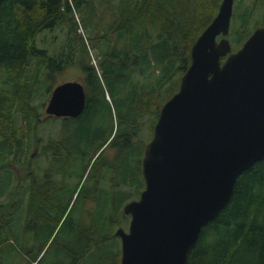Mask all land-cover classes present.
<instances>
[{
	"label": "trees",
	"instance_id": "trees-1",
	"mask_svg": "<svg viewBox=\"0 0 264 264\" xmlns=\"http://www.w3.org/2000/svg\"><path fill=\"white\" fill-rule=\"evenodd\" d=\"M191 1L0 0V264H119L114 232L128 217L122 207L144 186L143 117L151 115L152 132L219 2ZM100 6L111 14L101 26ZM73 9L83 11L91 32L101 28L88 36L97 64L82 38L68 39V51L36 45L39 32L75 28ZM260 24L264 0H236L231 45L238 48ZM66 65L83 73L84 108L77 116L43 115ZM151 66L157 72L148 77ZM56 119L59 129L44 134L43 124ZM52 243L61 252L47 262ZM186 264H264V158L237 176Z\"/></svg>",
	"mask_w": 264,
	"mask_h": 264
},
{
	"label": "water",
	"instance_id": "water-1",
	"mask_svg": "<svg viewBox=\"0 0 264 264\" xmlns=\"http://www.w3.org/2000/svg\"><path fill=\"white\" fill-rule=\"evenodd\" d=\"M232 7L220 1L190 47L178 89L159 108L140 161L144 187L123 205L128 227L114 232L119 264H186L237 176L264 158V25L231 50ZM85 99L81 81H60L45 112L77 116Z\"/></svg>",
	"mask_w": 264,
	"mask_h": 264
},
{
	"label": "rangeland",
	"instance_id": "rangeland-1",
	"mask_svg": "<svg viewBox=\"0 0 264 264\" xmlns=\"http://www.w3.org/2000/svg\"><path fill=\"white\" fill-rule=\"evenodd\" d=\"M235 1L236 0H234L233 5H234ZM245 2H247V0H244V3ZM189 3H193V2L190 0ZM219 3H220V0L218 2V5H219ZM218 5H215V7L213 8V15L216 13ZM101 7L102 6H100V8H99L100 9V12H99L100 17L95 18L96 23L100 22V26H101V24H103V22H105V21L108 22L110 20L109 18L111 17L109 10L106 11L105 9H103ZM232 12H233V9H232ZM83 16H84V13L82 10L73 9V13L71 14V18L75 23V28H69L67 25H61L60 27L55 28L53 31L48 32V31L44 30L42 32H39L36 36V45L42 46L43 48H46L48 53H53V52H59L63 48L62 46L67 47V44L69 43V40H71V38L72 39L77 38L78 41L80 40V38H82L86 43V48H87V52H88L89 57H90V61L94 64H97L96 56H99V55L97 54V50L91 46L90 38L88 36L89 35L91 36V34H93V33H98L99 29L101 30V28L99 25H97L98 28L93 29V31L91 32L89 29L90 25L88 27L85 25V23L83 21ZM230 26H231V19H230ZM229 30H230V28H229ZM67 34H68V36H67ZM228 37H229V35H228ZM79 43H80V41H79ZM232 50H235V47L232 46ZM62 51H68V50L63 48ZM153 70H154V66H151L145 72L148 75V77H149V75H153V76L155 75L157 70H154V71ZM180 75H181V73H178L176 76L175 81L177 82V84H178V81L180 79ZM82 77H83V73L79 69V67H77L75 65H66L63 68V70L56 75V83L60 82V81L67 80V79H75V80L82 81L83 80ZM166 86L171 87L172 85L168 84ZM174 87H176V83H175ZM175 89L177 90L178 87H176ZM50 92H49L47 98L45 99V105H46V102L49 98ZM42 98H43V96L37 97V98H35V101H40ZM107 98H108V96H107ZM45 105L43 107V112H42L43 115H47L45 112ZM48 116H50V115H48ZM55 117H57V116H55ZM150 119H151V115L145 114V116L143 117V125L141 127L142 132L140 134V138L144 139L146 141L149 140L151 138V135H152V132L149 131L150 130V125H149L150 121L149 120ZM51 123L52 124L49 127H47L46 124H43V129H42L43 132L48 130V129L55 132L56 128L59 129V127H60L59 119H56L55 121H52ZM45 133L46 132H44V134ZM105 146H106L105 144L103 146H101L98 149V151L96 152V154L99 151H101L103 148H105ZM109 151H112V149H109ZM96 154L94 156H96ZM130 188H131V186L127 187V190ZM129 199H131V197L126 199V200L128 201ZM128 221H129V216L127 218H124L121 226H123L124 228H127ZM116 227L117 226H115V228ZM48 243H47V245H48ZM47 245H46V247H47ZM60 252H61V247L57 243H56V246L54 243H52L46 252L47 255L45 257L47 259V262L55 254L60 253ZM13 259H15V256H13ZM21 262H23V258L20 259V263Z\"/></svg>",
	"mask_w": 264,
	"mask_h": 264
},
{
	"label": "flooded vegetation",
	"instance_id": "flooded-vegetation-1",
	"mask_svg": "<svg viewBox=\"0 0 264 264\" xmlns=\"http://www.w3.org/2000/svg\"><path fill=\"white\" fill-rule=\"evenodd\" d=\"M220 1H221V0H220ZM233 2H234V0H233ZM219 4H220V3H219ZM218 6H219V5H218ZM233 6H234V5H233ZM232 9H233V7H232ZM217 10H218V8H217ZM216 12H217V11H216ZM215 14H216V13H215ZM215 14H214V15H215ZM231 16H232V15H231ZM229 28H230V26H229ZM228 33H229V31H228ZM220 37H221V35H218V36H217V39H219ZM227 38L229 39L228 34H227ZM229 41H230V39H229ZM230 43H231V42H230ZM235 49H236V48H235ZM231 50H232V45H231ZM189 51H190V50H189ZM224 58H225V57H223L222 59H224ZM189 61H190V58H189ZM183 71H184V70H183ZM183 71H182V72H183ZM182 72H181V74H182ZM179 80H180V79H179ZM178 85H179V84H178ZM147 141H148V140H147ZM147 141H146V142H147ZM146 142H145V143H146ZM143 148H144V146H143ZM142 155H143V154H142ZM143 182H144V181H143ZM143 187H144V186H143ZM140 191H141V190H140ZM139 193H140V192H139ZM138 196H139V195H138ZM135 198H137V197H135ZM131 199H134V198H131ZM129 200H130V199H129ZM124 204H125V203H124ZM124 204H123V205H124ZM122 209H123V207H122ZM128 216H129V215H128ZM129 218H130V216H129ZM118 227H119V226H118ZM122 227H123V226H122ZM127 227H128V226H127Z\"/></svg>",
	"mask_w": 264,
	"mask_h": 264
}]
</instances>
